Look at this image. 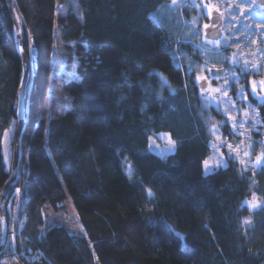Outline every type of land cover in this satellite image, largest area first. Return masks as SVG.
Returning a JSON list of instances; mask_svg holds the SVG:
<instances>
[{
    "label": "trees",
    "instance_id": "1",
    "mask_svg": "<svg viewBox=\"0 0 264 264\" xmlns=\"http://www.w3.org/2000/svg\"><path fill=\"white\" fill-rule=\"evenodd\" d=\"M15 3L23 52L36 57L25 91L16 260L264 264V164L245 166L228 156L226 166L204 171L214 127L223 123L222 133L234 135L226 115L206 104L190 69L202 57L180 20H194L196 7L184 8L179 20L165 12L171 0ZM58 44L73 51L60 72ZM24 73L14 15L0 0V194L11 179L3 145L17 119ZM251 76L242 74L231 92L250 91ZM53 89L51 112L41 114ZM162 133L176 145L166 156L150 150ZM253 136L259 148L264 133ZM67 200L86 236L65 225L46 228L45 208L61 209ZM5 213L11 220L9 203Z\"/></svg>",
    "mask_w": 264,
    "mask_h": 264
},
{
    "label": "rangeland",
    "instance_id": "2",
    "mask_svg": "<svg viewBox=\"0 0 264 264\" xmlns=\"http://www.w3.org/2000/svg\"><path fill=\"white\" fill-rule=\"evenodd\" d=\"M8 1L14 15L17 43L25 62L23 81L27 84L29 76L36 71L35 51L32 50L30 60L26 58L22 46L23 19L15 0ZM194 6L197 13L193 17L194 20L182 18V10ZM169 11L176 13L177 19L182 18V21L179 19L180 22L189 30L185 36H194L196 41L192 42L199 48L202 59L191 63L190 69L197 73L206 104L219 108L226 115L234 135V139H230L222 133L223 123L214 127L213 153L204 164L205 173L210 174L226 166L228 156L239 160L245 166L264 164V143L260 141L257 148L253 136L255 132L264 133L261 127L263 114L260 109V106L264 105V3L261 0H171L170 10L165 9L166 13ZM201 16L206 19L200 20L203 26L198 28L197 23ZM215 29L222 32L220 39L213 40L209 37V33ZM55 50L58 56L56 70L60 72L65 68L73 51L65 50L62 44H58ZM216 69H225V73L218 80L212 75ZM246 72H251L252 75L249 80L250 91L241 88L233 94V83H238ZM257 74L260 75L256 76ZM55 91L56 95L58 89ZM51 95H54V89L41 114H50L53 107ZM58 95L61 102L67 100L65 94ZM25 123L26 120L15 119L4 138V157L7 169L11 172V179L0 194V256L4 255V264H22L20 260H16L14 250L15 214L21 196V190L17 188L23 159L21 136ZM150 150L160 156H166L176 150V145L169 134L162 133L152 139ZM7 203L11 220L5 213ZM259 204L257 201L251 202L252 208ZM44 212L46 228L65 225L72 233L86 236L70 200L65 201L61 209L46 207Z\"/></svg>",
    "mask_w": 264,
    "mask_h": 264
},
{
    "label": "water",
    "instance_id": "3",
    "mask_svg": "<svg viewBox=\"0 0 264 264\" xmlns=\"http://www.w3.org/2000/svg\"><path fill=\"white\" fill-rule=\"evenodd\" d=\"M264 3V0H262ZM222 36V32L218 29H215L209 33V37L213 40L220 39ZM225 73V69H216L212 72L213 77L217 78L222 76ZM26 82L23 83L20 91H19V102H18V112L17 119L19 121H24L27 118V102H26Z\"/></svg>",
    "mask_w": 264,
    "mask_h": 264
},
{
    "label": "built area",
    "instance_id": "4",
    "mask_svg": "<svg viewBox=\"0 0 264 264\" xmlns=\"http://www.w3.org/2000/svg\"><path fill=\"white\" fill-rule=\"evenodd\" d=\"M38 258H33L32 262H35ZM31 262V263H32ZM30 263V259H27V262H22V264H29Z\"/></svg>",
    "mask_w": 264,
    "mask_h": 264
},
{
    "label": "flooded vegetation",
    "instance_id": "5",
    "mask_svg": "<svg viewBox=\"0 0 264 264\" xmlns=\"http://www.w3.org/2000/svg\"><path fill=\"white\" fill-rule=\"evenodd\" d=\"M261 1H262V0H261ZM214 79H215V80H218V79H219V77H217V78H215V77H214Z\"/></svg>",
    "mask_w": 264,
    "mask_h": 264
}]
</instances>
